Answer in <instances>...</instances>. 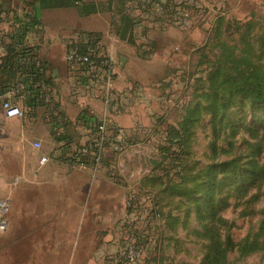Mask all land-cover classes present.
Masks as SVG:
<instances>
[{
    "label": "rangeland",
    "instance_id": "1",
    "mask_svg": "<svg viewBox=\"0 0 264 264\" xmlns=\"http://www.w3.org/2000/svg\"><path fill=\"white\" fill-rule=\"evenodd\" d=\"M144 1L127 7L137 24L135 45L109 36L99 46L102 53L108 49L109 55L127 57L130 89L138 83L136 91L111 103L128 121L116 124L126 132L124 143L116 151L107 148L94 178L86 171L67 170L58 187L41 185L38 179L4 186L0 199H9V226L0 233V264H125L123 251L133 242L142 249L139 261L198 263L208 253L206 230L212 239L224 242L228 237L234 244L224 264H264V250L245 257L237 250L245 242L262 241L264 114L242 97L227 102L214 121L200 107L180 139L185 151L165 160L160 154L167 147L165 133L180 128L186 108L205 105L207 85L201 79L218 55L213 46L217 24L221 42L232 50L252 45L257 62L264 65L258 49L264 38V0ZM3 126L0 122V130ZM4 143L0 134V146ZM23 144L18 155L0 154L1 176L8 181L23 168L38 169L39 153ZM210 164L225 169L216 177L223 184L213 204L200 187ZM247 170L254 171L256 181L242 180ZM56 212L63 216L64 229L57 237L43 228L55 227ZM43 213L48 214L41 217ZM14 227L31 230L15 237ZM62 240L60 249L53 250Z\"/></svg>",
    "mask_w": 264,
    "mask_h": 264
},
{
    "label": "crops",
    "instance_id": "2",
    "mask_svg": "<svg viewBox=\"0 0 264 264\" xmlns=\"http://www.w3.org/2000/svg\"><path fill=\"white\" fill-rule=\"evenodd\" d=\"M84 1L100 2L95 0ZM111 20V13L108 12L80 16L76 8L41 9L39 3L32 0H0V63L5 56L7 45L18 44V51L21 48L28 49L27 55H19L18 57V64L22 66V74L19 72L15 74L19 79L18 81L24 86L25 90L22 93L15 95L10 92L14 82L0 70V94L2 98L10 100L12 104L21 108L24 113V117L6 119L0 106V122L5 125L0 130L2 139L5 140V143L0 146V154L18 155L17 150L19 151L24 146L22 142L26 141L32 150L31 142L39 141L41 149L37 153L40 156L46 155L50 159L49 163L42 166L37 161L38 169L36 170L28 171V169L23 168L20 175L12 181H8L7 175L1 176L0 172V193L6 185L12 187L19 182H31L35 179H38L41 185L54 184L56 187L60 186L67 170H79L66 165L62 157L73 147H76L77 144L87 141L91 136L95 122L105 118L115 125L126 126L128 124V121L120 115L121 113L115 111L112 105L106 107L99 100L80 96L74 88V71L66 64L64 55L55 53L64 50L67 40L81 32L97 34L100 41L103 37H113L118 42L124 43L119 41L113 34ZM30 21L35 24L31 25ZM21 28L25 29L22 39L17 36ZM110 56L115 63L116 91L124 94L136 91L138 83H132L134 85L133 89H130L131 84L128 83V72L126 73L125 66L126 61H129L127 57L117 56V59L116 55ZM31 67L35 69L39 67L40 73H42V95L40 93L31 94L28 91V84L37 74V72L34 74L35 71L31 70ZM57 112L61 113V117L64 119L63 122L55 118ZM53 125L57 126L56 130ZM53 131L61 132L65 140L70 141V144L63 145L64 142L56 141ZM19 141H21V144ZM79 171H86L91 174L88 170ZM90 177L94 178L95 176L90 175ZM54 201L62 202L63 199L55 198ZM47 214L43 213L40 216L44 217ZM53 216L56 220L55 227L46 228L47 225L44 224V230H50V234L54 233L56 237L57 235H63L62 214L56 212ZM60 220L61 222H59ZM11 221L14 222L15 220L11 219ZM16 227L11 229V236L16 237L27 234L31 230L30 228ZM75 233L78 236V228ZM50 234L48 231L44 232L45 236H50ZM62 242L63 240L57 242V248L53 250H59L58 246ZM43 246L40 245V250ZM44 250L48 251V248ZM199 262H189L187 264H199ZM155 263V261L149 259L137 262V264Z\"/></svg>",
    "mask_w": 264,
    "mask_h": 264
},
{
    "label": "trees",
    "instance_id": "3",
    "mask_svg": "<svg viewBox=\"0 0 264 264\" xmlns=\"http://www.w3.org/2000/svg\"><path fill=\"white\" fill-rule=\"evenodd\" d=\"M32 1L38 2L41 9L76 8L80 16H89L101 12L111 13V27L115 37L119 41L128 45H135L133 33L137 24L135 19L128 14L127 7L129 4L134 3V1L137 0H105L97 3L84 0ZM145 2L146 0L144 3ZM29 23H31V25L35 24L33 21H30ZM219 30L220 26L217 24L215 26V40L213 41L215 44L213 46L219 50L218 55L212 68L206 72L204 79H201L207 85L203 95L205 105L201 106L200 102L195 103L193 106L189 105V107L186 108V113L182 119L180 128L177 127L174 128V130L165 133L164 140L167 147L164 146L160 148L162 160L172 158L177 150L185 151L180 144V139L182 135H186L188 132V125L195 121L200 107L209 112L212 121H214L219 113L228 106L227 102L235 97H242L249 100L255 108L264 114V65L257 62L252 45L244 44L239 50H232L229 46L218 39L216 33ZM19 32L20 33L17 36L22 39L25 34V29L21 28ZM89 34L96 37L98 36L93 33ZM18 47V44L7 45L5 47V56L0 63V70H2V72H4L3 74L8 76V78L14 82L13 85L20 82L15 74L18 72L22 74V66L18 64V57L19 55H27L28 53V49L21 48L18 51ZM258 49L264 54V38L259 42ZM39 69V67H37V69L31 67V70L35 71L34 74L37 72L36 76L31 80L30 84H28V91L31 92V94L40 93V95H42L41 82H43V79L42 73H40L41 71ZM26 114L28 115V112ZM55 118L60 122H63L64 120L63 117H61L60 112H57ZM111 125L114 127L117 126L112 123ZM53 134L55 135L56 141L64 142L63 145L70 144V141H67V139L65 140V137L61 132L53 131ZM111 142L114 145V142ZM79 145L80 144H77V146ZM172 161H174V159ZM223 168L222 164H210L203 172L200 187H202L203 197L209 204L214 203L213 200L215 199L216 191L217 189L220 190V187L223 184L222 181L218 182L216 179L218 174L224 172L225 169ZM240 177L244 182L252 183L256 181L253 170H247L244 173H241ZM259 232L262 235L261 243L254 240L238 245L237 250L241 256H249L257 251L264 250V217L260 223ZM203 236L208 238L209 246L207 255L199 262V264H224L227 252L234 248V244L230 238L227 237L224 242H219L212 239V232L207 230ZM114 264L122 263L116 261Z\"/></svg>",
    "mask_w": 264,
    "mask_h": 264
},
{
    "label": "built area",
    "instance_id": "4",
    "mask_svg": "<svg viewBox=\"0 0 264 264\" xmlns=\"http://www.w3.org/2000/svg\"><path fill=\"white\" fill-rule=\"evenodd\" d=\"M100 39L89 33H78L70 37L65 43L64 60L74 71V88L82 97L101 101L106 107L111 103L121 102L126 98L124 93L115 89V63L108 53L99 51ZM24 90L22 83L14 85L10 92L20 94ZM0 106L6 119L21 118L23 111L5 100L0 95ZM57 129L56 125H53ZM126 132L122 127L112 126L105 118L95 122L91 136L84 143L73 147L62 157L64 163L73 169L88 170L94 177L96 171L105 159L107 148L117 150L124 143ZM114 142L113 143L111 142ZM33 151L41 149L39 141L31 142ZM56 159V158H55ZM50 162L46 155H41L40 166ZM9 199H0V233L7 230L6 215L9 210ZM142 249L135 242L129 244L122 254L125 264H136L141 258Z\"/></svg>",
    "mask_w": 264,
    "mask_h": 264
}]
</instances>
